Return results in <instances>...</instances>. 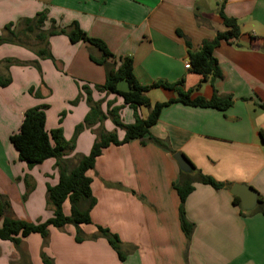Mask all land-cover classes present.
I'll return each instance as SVG.
<instances>
[{
	"label": "crops",
	"instance_id": "crops-1",
	"mask_svg": "<svg viewBox=\"0 0 264 264\" xmlns=\"http://www.w3.org/2000/svg\"><path fill=\"white\" fill-rule=\"evenodd\" d=\"M221 9L227 18L237 20L241 35L222 42L215 51L223 78L203 82L186 68L189 49L197 51L203 41L227 30ZM41 13L48 17L45 32L76 22L87 36L102 40L116 58L132 57L141 85L183 82L181 88L190 91L191 98L210 100L216 91L232 96L233 105L219 110L174 103L163 109L150 135L170 150L148 137L105 149L87 174L97 201L91 224L50 227L46 240L32 234L19 249L0 240V264H45L43 255L50 264H264V204L245 211L241 199L232 194L234 185H246L264 201V0H0V35L7 25L16 28L21 20ZM45 43L56 63L38 58L33 49L0 47V61L13 59L19 64L11 65L9 73L6 66L0 67V76L12 80L8 87L0 86V195L8 199L16 218L30 223L53 216L47 186L57 185L59 175L54 159L33 168L19 160L10 137L18 132L27 110L47 105V131L62 128L64 138L71 141L89 111L83 91L87 87L94 92V101H105L101 106L105 114L120 108L125 125L135 121L121 97L97 91L106 72L90 60L89 44H73L65 35L50 36ZM147 96L155 104L179 94L156 88ZM77 98L78 106L70 107ZM139 114L146 118L148 111L141 108ZM104 128L114 132L116 126L107 118ZM95 131L84 129L67 158L89 155ZM116 131L122 140L125 131ZM176 153L226 186L214 189L192 175L194 191L184 203L185 217L193 225L189 238L181 227L174 185L182 182V173L190 172L179 168ZM65 212L69 213L68 205ZM97 227L119 238L124 259Z\"/></svg>",
	"mask_w": 264,
	"mask_h": 264
},
{
	"label": "trees",
	"instance_id": "trees-1",
	"mask_svg": "<svg viewBox=\"0 0 264 264\" xmlns=\"http://www.w3.org/2000/svg\"><path fill=\"white\" fill-rule=\"evenodd\" d=\"M220 16L227 30L223 33H218L213 40L203 41L197 51L189 49L190 70L192 73L200 75L203 82L209 79L216 80L223 78L218 59L215 57V51L222 42H230L241 35V28L237 20L227 18L222 9L220 10ZM47 20L46 13L38 14L33 19L21 20L18 26H23L24 29L18 31V33L14 31L18 26L13 30V24L7 25L4 29L9 38L4 35L0 36V45L11 43L19 44L30 50L35 49L38 58L50 59L56 63L46 47L45 41L48 37L65 35L73 44L79 42L89 44L91 46L90 60L96 65L104 67L106 72L105 83L103 86L96 87L97 91L116 94L121 97L124 105L133 110L135 121L133 124L125 125L120 116V108H112L108 110V115L117 127L125 131V136L120 140L117 132H107L104 128L107 115L102 110L101 102L94 101L92 92L87 87H83V91L85 92L90 110L84 119V124L81 123L76 126L71 141H67L64 138L62 128L47 131L46 111L49 108L47 105L31 108L24 113V119L18 132L10 137V141L18 153L19 160L25 162L29 168H33L49 159H54L59 179L57 185L47 186V204L53 209V216L44 222L30 223L16 218L13 215L8 199L0 195V240L11 242L16 249H19L22 241L32 234H38L43 240H46L50 227L61 229L71 225L78 228L80 225L91 224L90 214L97 201L91 190L92 178L87 174L95 168L96 160L105 149L110 146H121L132 140H143L145 137H148L159 146L170 150L164 142L150 135V129L159 121L163 109L174 103L219 110H226L233 105L232 96H221L216 91L210 100H206L200 96L191 98L190 91L185 92L182 90L181 86L183 82L170 84L158 81L149 86L141 85L134 75V61L132 57L121 56L116 58L102 40L87 36L76 22L72 23L68 28L53 27L49 32H45L42 28ZM29 36H33L35 41L38 42L35 46L23 40V37ZM43 44L45 48H42ZM188 47H190V44H188ZM6 62L12 65L11 60ZM33 66L41 72L38 62H34ZM11 82L12 80L9 76H0L1 87H8ZM121 82L127 83V91L119 90L118 86ZM156 88L177 92L179 97L166 102L152 104L147 93L151 89ZM30 94L36 97L41 96L39 92H35L34 90H30ZM79 99L77 98L73 104H77ZM141 108L147 109L148 116L146 118L140 116L139 110ZM65 115V112L61 114L60 123H62ZM91 124H98L102 128L95 131L97 138L90 154L67 158L75 151L77 136L85 129L83 126ZM193 174H197L198 180L202 184L211 186L214 189L226 187L225 184L217 182L212 177L201 174L193 165L192 171L189 174L182 173V182L175 184L174 189L180 198L179 215L181 227L188 238L192 234L193 225L185 217L184 203L186 198L194 191L193 183L195 178L192 177ZM234 201L235 204H240L237 197L234 198ZM259 204L263 205L264 201L261 199ZM66 205L69 206L68 214L65 212ZM262 211L264 213V210ZM97 228L101 236L107 239L119 257L124 259L120 250L121 242L119 238L111 234L108 229ZM77 240L81 241L78 237ZM43 260L45 264L51 263L48 259L44 258V255Z\"/></svg>",
	"mask_w": 264,
	"mask_h": 264
},
{
	"label": "water",
	"instance_id": "water-1",
	"mask_svg": "<svg viewBox=\"0 0 264 264\" xmlns=\"http://www.w3.org/2000/svg\"><path fill=\"white\" fill-rule=\"evenodd\" d=\"M174 159L183 172L192 171V164L182 154L176 153ZM232 194L241 199V206L245 211H253L258 205V194L251 187L246 185H234Z\"/></svg>",
	"mask_w": 264,
	"mask_h": 264
},
{
	"label": "rangeland",
	"instance_id": "rangeland-1",
	"mask_svg": "<svg viewBox=\"0 0 264 264\" xmlns=\"http://www.w3.org/2000/svg\"><path fill=\"white\" fill-rule=\"evenodd\" d=\"M16 26H18V24L16 25ZM13 30H14V28H12ZM24 29V27L22 26L21 27V30L19 29H17L16 28V30H14L16 33H18V31H22ZM2 35H4L5 37H7V38H9V35L5 32V29L3 30V34ZM2 35H0V36H2ZM26 38H29V39H26ZM23 40L24 41H26L27 43H30V44H32V46L34 45H36V41H35V38L33 37V36H29V37H23ZM15 45V46H20L19 44H11V43H5V44H2V45H0V47L1 46H3V45ZM38 46L39 47H41V45L40 44H38ZM20 47H23V46H20ZM38 47V48H39ZM23 48H25V47H23ZM37 49V48H36ZM27 50H30V49H28L27 48ZM33 52L35 53V49L33 50ZM36 54V53H35ZM37 56V55H36ZM9 60H11L12 62H11V64H12V67L14 66V65H16V66H19V64L18 63H16V61L14 60L13 61V59H4L3 61H0V67H3V66H6V67H3V68H5V70H7L8 71V73H9V67L11 66V65H9V64H7V62L6 61H9ZM26 65H28V64H26ZM8 66V67H7ZM24 66V65H23ZM5 72V71H4ZM7 73V72H6ZM118 88H119V90H121V91H127L128 90V85H127V83L126 82H121L120 84H119V86H118ZM92 93H94V92H92ZM84 94H85V92H84ZM98 102H101V106L103 105V104H105V101L104 100H100V101H98ZM74 102H71L70 103V107H77L78 106V103L77 104H73ZM85 103H86V105L88 106V103H87V101L85 100ZM89 107V106H88ZM108 109H109V107H108ZM90 110V109H89ZM89 112V111H88ZM65 113H66V115H65V117L67 116V114H68V112L67 111H65ZM107 114V118L108 119H111V117L108 115V110H107V112H106ZM64 117V118H65ZM64 118H63V120H64ZM60 119H61V117H60ZM112 120V119H111ZM82 124H84V120H83V122H82ZM93 124H91V125H87V126H83L84 128H85V130H96V129H94V127H95V125H93ZM104 126H105V123H104ZM116 126V125H115ZM99 128V129H98ZM102 127H99V125H97V130H100ZM118 129H120L121 130V128H119V127H117L116 126V128H115V132H117L116 130H118ZM94 132V131H93ZM113 132V131H112ZM74 133H75V130H74Z\"/></svg>",
	"mask_w": 264,
	"mask_h": 264
},
{
	"label": "built area",
	"instance_id": "built-area-1",
	"mask_svg": "<svg viewBox=\"0 0 264 264\" xmlns=\"http://www.w3.org/2000/svg\"><path fill=\"white\" fill-rule=\"evenodd\" d=\"M186 68H187V69H190V68H191V67H190V63H187V64H186Z\"/></svg>",
	"mask_w": 264,
	"mask_h": 264
}]
</instances>
